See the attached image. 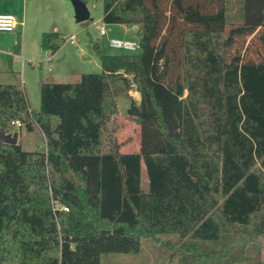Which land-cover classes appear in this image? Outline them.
<instances>
[{
	"label": "trees",
	"instance_id": "trees-1",
	"mask_svg": "<svg viewBox=\"0 0 264 264\" xmlns=\"http://www.w3.org/2000/svg\"><path fill=\"white\" fill-rule=\"evenodd\" d=\"M99 1L104 23L135 27L136 52L94 42L101 71L42 82L37 110L0 83V129L18 120L46 143L0 142V264H101L142 238L177 246L179 264H262L264 51L241 49L264 34V0ZM64 42L40 36L50 53ZM118 98L137 119L136 151L102 150Z\"/></svg>",
	"mask_w": 264,
	"mask_h": 264
},
{
	"label": "rangeland",
	"instance_id": "rangeland-1",
	"mask_svg": "<svg viewBox=\"0 0 264 264\" xmlns=\"http://www.w3.org/2000/svg\"><path fill=\"white\" fill-rule=\"evenodd\" d=\"M92 2H96L97 6H90V16L92 20H86L82 22H76L77 27L75 28L76 40L75 45L65 43L61 46L59 52L61 53H80V61L76 65V62L70 64V69L64 74H58L57 69L59 64L57 60L53 62H39L38 66L40 71L36 70L35 81L41 80L42 82H77L80 76L76 75L79 73H89V72H100L101 65L98 56L92 48V44L96 41L102 43L109 53H118L116 49L109 48L107 46L108 37H125L131 36L128 34L122 33V28L120 26H112L109 24L103 23L101 20H98V16L102 11V3L99 0H92L88 5H91ZM231 20L234 22L238 21V13L236 10L231 11ZM102 25L108 30L107 35L103 36L99 34V26ZM132 28V27H131ZM135 27H133V32ZM264 32V27L262 28ZM15 35L16 39L19 37L16 30L12 32H3L1 37L3 40L6 38H12ZM18 43V42H17ZM248 44L246 49H243ZM243 48L241 49L246 55L257 59L264 51V34L260 38L259 35L251 37V35L245 36L243 42ZM7 60V59H6ZM0 64V74H4L6 71L3 67L4 64ZM36 64V63H35ZM19 70V78H20ZM33 75V74H32ZM48 78V79H45ZM51 78V79H50ZM20 80V79H19ZM41 82V83H42ZM22 88V85H19ZM31 104L32 100H35L37 103L39 101V89L36 87L33 90V85H31ZM33 90V91H32ZM129 95H131L137 102L139 101V92L136 90L135 86L132 85L129 90ZM129 106V100L126 98H118L117 108L118 111L115 114L106 115L104 120L102 134H103V151H136L138 149V122L137 119L128 115L127 108ZM21 136V146L25 150H44L45 145H37L40 142V139L37 137V133H29L26 128L22 129ZM141 187L144 191L147 190V176L145 168L142 165L141 167ZM171 236L165 237L162 239H170ZM180 251L177 246L167 247L164 243L155 242L150 238L141 239V250L137 254H124V253H105L101 255V264H179ZM260 258L262 264H264V240L260 249Z\"/></svg>",
	"mask_w": 264,
	"mask_h": 264
},
{
	"label": "crops",
	"instance_id": "crops-1",
	"mask_svg": "<svg viewBox=\"0 0 264 264\" xmlns=\"http://www.w3.org/2000/svg\"><path fill=\"white\" fill-rule=\"evenodd\" d=\"M87 6L88 9H90V6L95 7L97 3L92 2L91 5L87 4ZM0 13H11L16 16L19 22L14 29L19 35L17 39L15 35L5 40L0 36V64H3V61L6 62L3 66L6 71L3 72L4 74H0V83L22 85L30 109L37 110L39 108V101L36 103L35 100H32L31 104L30 91L32 89L31 85H33L34 90L36 83V87L39 89L42 82L39 79L35 81L36 70L40 71L38 66L39 62L46 61L51 63L57 60L59 68L57 69L56 75H58L71 70L70 64L73 62H76L77 65L80 61L79 54H81V52L78 54L76 53V55L75 53H61L59 52L61 49L60 47L54 53H50L42 50L40 47V36L42 32L45 31H57L64 35L65 43L67 42L71 45L77 43L75 34L77 24L74 19L73 7L69 0H0ZM102 16L103 13L101 11L98 20L102 21ZM109 25L120 26L123 34L133 35V27L129 28L123 24ZM3 32L12 31L0 30V35ZM107 33L105 35H107ZM71 36H74V43H70L68 40ZM19 70L21 74L20 78ZM76 75L80 76L81 73L78 72ZM49 81L53 82V80ZM23 128H25L23 125H14V130L17 131V142H20V144L21 136L24 134L22 133ZM28 132L37 133V137L40 139L37 145H46L45 138L37 126H34L32 130H28Z\"/></svg>",
	"mask_w": 264,
	"mask_h": 264
},
{
	"label": "built area",
	"instance_id": "built-area-1",
	"mask_svg": "<svg viewBox=\"0 0 264 264\" xmlns=\"http://www.w3.org/2000/svg\"><path fill=\"white\" fill-rule=\"evenodd\" d=\"M18 19L11 13H0V30L13 31L18 25ZM99 32L101 35L107 33L106 28L102 25L99 26ZM69 42L74 43V36L69 37ZM107 46L112 49L123 52H136L139 49L138 40L134 37H108ZM14 125L20 126L21 123L18 120L12 122Z\"/></svg>",
	"mask_w": 264,
	"mask_h": 264
},
{
	"label": "water",
	"instance_id": "water-1",
	"mask_svg": "<svg viewBox=\"0 0 264 264\" xmlns=\"http://www.w3.org/2000/svg\"><path fill=\"white\" fill-rule=\"evenodd\" d=\"M69 1L73 7L74 19L76 22L92 20L88 6L84 1L82 0H69ZM0 142L16 144L17 143V131L5 133L0 129Z\"/></svg>",
	"mask_w": 264,
	"mask_h": 264
}]
</instances>
